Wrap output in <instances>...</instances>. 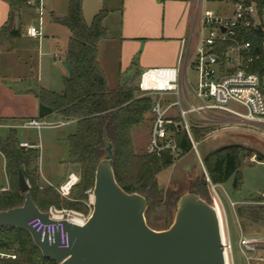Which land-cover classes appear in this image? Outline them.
I'll return each mask as SVG.
<instances>
[{
  "label": "trees",
  "instance_id": "1",
  "mask_svg": "<svg viewBox=\"0 0 264 264\" xmlns=\"http://www.w3.org/2000/svg\"><path fill=\"white\" fill-rule=\"evenodd\" d=\"M13 1L19 6L27 4V0ZM83 1L69 0L67 15L55 17L71 33L66 53L71 72L64 79L63 90L56 92L43 87L35 89L40 103L38 118L54 117L75 122V131L68 135L69 162L79 170L80 180L72 187L70 196L77 186L79 192L68 201L54 186H42L40 148L21 146L17 130L11 128L6 136H0V151L5 157V171L9 180V187L0 189V211L20 206L24 202L25 194L18 185L19 170L23 171L30 185L32 200L41 210L54 205L58 208L69 207L84 211L87 207L85 192L93 188L97 164L106 156L105 147L110 142L114 150L112 165L118 183L126 191L138 192L147 198L146 219L154 228L148 216L155 206L173 207L175 211L181 196H171V189L166 191L160 188L157 178L162 170L173 163V155L166 152L160 158L136 151V131L147 120L152 121V97L137 95L138 86L128 80L113 88L108 85L98 60V43L107 35L103 25L105 12L97 13L91 24H88L83 14ZM255 1L258 4L264 2ZM10 34L17 36L19 32L12 29ZM235 38L251 43L250 54L253 61L250 63V70L259 74L264 93V18L254 26L238 27ZM173 129L180 149L179 154L188 153L193 148L188 133L178 126ZM209 131L210 129H205L204 133L199 134L194 129L193 139L200 138ZM250 151L249 147L241 144H228L207 153L203 157V163L209 180L213 184H223L233 176V187L239 190L242 184L240 166L242 159L249 157ZM208 184L204 179L193 192L206 199L209 196ZM166 197L169 199L164 201ZM263 197L260 196L259 200ZM261 207L264 210V205ZM238 216L243 219L241 209H238ZM0 251L16 255L15 259H0V264H58L42 255L30 233L24 229L0 228Z\"/></svg>",
  "mask_w": 264,
  "mask_h": 264
},
{
  "label": "crops",
  "instance_id": "2",
  "mask_svg": "<svg viewBox=\"0 0 264 264\" xmlns=\"http://www.w3.org/2000/svg\"><path fill=\"white\" fill-rule=\"evenodd\" d=\"M111 1L114 2L115 6H112L114 8L100 9L102 3L99 2V10L94 14L95 16L100 11L105 12L103 25L107 35L98 43V60L110 87H116L120 82L135 77L139 80L141 72L150 67L177 66L192 34L193 47L197 44L201 23L196 0ZM37 4V0H32L31 4L27 0L26 6H19V10L13 14L12 0H0V128L6 129L0 136H6L11 128L16 129L17 133L19 130H30L18 125L26 119L38 118L40 103L35 89L43 87L61 92L64 88V79L71 72V64L66 56L71 33L68 27L55 20V17H64L67 14L60 16L54 11L51 13L49 26L52 32L49 34L43 32L44 13L40 19ZM26 7L37 8L39 11V26L43 32L39 38L26 34L27 28L34 26L33 24L24 26L23 14L26 13L24 11ZM115 11H119L120 20L117 21L118 32L113 35L107 31V21L109 15H114ZM64 26L67 31L64 30ZM12 29L17 30L19 34L12 36L10 34ZM196 84L187 78L185 85L188 95ZM41 119L51 122L63 121L54 117ZM18 137L20 143L23 141L33 143L31 140L20 138L19 135ZM0 155L3 157L5 168V157L1 151ZM75 170L76 167L69 159L66 160L60 170V180L53 184L51 175L45 176L40 169L41 184L57 188L68 179L70 173H76ZM8 187L7 177V183L0 185V189ZM223 207L227 239L232 243L234 235L237 234V246L240 249V236H246L241 229L240 231L237 229L240 227V218L235 210L230 207L227 209L224 204Z\"/></svg>",
  "mask_w": 264,
  "mask_h": 264
},
{
  "label": "built area",
  "instance_id": "3",
  "mask_svg": "<svg viewBox=\"0 0 264 264\" xmlns=\"http://www.w3.org/2000/svg\"><path fill=\"white\" fill-rule=\"evenodd\" d=\"M197 10L200 12V29L197 44L193 47V38L188 40V46L181 53L177 66H157L143 70L137 82L141 96L152 97L151 105V129L146 151L148 154L162 157L164 153L179 154V145L175 136L174 127L185 130L195 146L192 136L191 120L194 114L204 115L209 110L219 109L234 112L228 106L235 102L245 109L244 118L251 123H257L264 119V93L261 89V79L257 72L250 70L253 56L250 54L251 43L247 40H239L236 37L238 27H251L264 18V2L258 4L251 0H196ZM209 1H220L232 5L233 12L223 15L205 6ZM31 4L32 0H28ZM40 19H42L43 6L38 1ZM26 34L30 37L42 36L41 26H29ZM231 42L229 45H224ZM193 67L197 73V84L191 88L195 101L191 100L186 91L187 69ZM175 95L177 100L165 102V97ZM177 106L178 111L171 113V109ZM66 121L51 122L47 119L30 118L20 125L25 129H36L51 126L65 125ZM25 148H35L38 145L23 141L20 143ZM80 180L79 174L72 172L68 179L57 191L69 198L72 187ZM209 180V177H208ZM210 181V180H209ZM216 184H213L215 190ZM89 199L86 201L88 211L57 209L54 206L47 210L52 223H45L40 218H33L28 225L38 231L54 233L59 231L60 248H66L70 244L69 232L65 229L62 220L84 225L93 209V188L88 191ZM213 204L219 209L216 197ZM261 240L258 237L241 235L239 247L247 259L251 256L248 252L255 251ZM225 250L232 249L230 240H225ZM0 258L15 259V254L0 251ZM263 259V258H261Z\"/></svg>",
  "mask_w": 264,
  "mask_h": 264
},
{
  "label": "rangeland",
  "instance_id": "4",
  "mask_svg": "<svg viewBox=\"0 0 264 264\" xmlns=\"http://www.w3.org/2000/svg\"><path fill=\"white\" fill-rule=\"evenodd\" d=\"M13 2V14H15L19 10V5L17 2ZM99 2L102 3L100 9L102 7L109 9L115 6L111 0H84L83 13L85 21L88 24H91L94 14L98 12ZM41 3L44 13L43 32L51 34L52 29L49 26L51 13L54 11L57 15H66L69 0H41ZM206 4V7L223 15H230L233 12L232 5L225 2L212 1ZM23 6H26V4ZM24 11H26L23 14L24 26L32 24L39 26V11L37 8L26 7ZM109 16L107 31L114 35L118 32L117 21L120 20L119 11H115L114 15L111 14ZM64 30L67 31L65 26ZM59 35L61 36L60 32ZM187 78L190 82L196 84L197 73L193 70V67H188ZM129 81L137 85L138 77L131 78ZM137 95L141 96L139 92ZM189 96L191 100L195 101L191 92H189ZM177 99L178 97L175 95H168L165 97V102L169 103ZM228 106L234 112L214 109L209 110L204 115H193V119L190 122L193 131L197 129L199 134L204 133L205 129H210V131L200 138H195V146L188 153L173 155V163L158 174V183L160 188L166 191L171 189V196H174L195 191L198 188V183L206 179L209 183V196L205 197V200L213 204V197H216L222 214L226 238H228V235L223 204L227 209L230 207V209L235 210L237 214L238 209H241L243 219L239 217L240 227H237V229H241L246 236L258 237L261 240L257 244L255 251L248 252V255L251 257L247 259V256L237 246L238 235L235 234L232 241L233 248L229 249L230 264H264V210L261 207L264 205V197L262 200H259L260 196H264V119L257 123L248 122L244 118L246 111L241 105L231 102ZM177 111V106L171 109V113H176ZM75 128L74 122H68L65 125L45 127L40 131L36 129L18 131L20 138L31 140L40 148L39 167L45 176L51 175V182L53 184H57L60 180V170L63 168L64 163H66V160L69 159L68 135L73 133ZM150 129L151 120L149 119L143 127H140L136 131L135 148L137 152L143 153L146 151ZM5 132V128H0V134ZM228 144H241L251 149L248 152L249 157L243 158L240 166L242 184L239 190L234 189V177L232 176L227 182L216 185L214 190L213 183L208 180V173L203 163V157L207 153ZM75 171L79 174L77 168ZM6 183L7 176L4 161L0 155V185ZM90 189H87L85 192L87 200L89 199L90 193L88 191ZM78 192L79 186L75 187L71 196L65 200H71ZM167 199L169 197H166L164 201H167ZM54 207L65 210L73 209L69 207ZM87 210V207H85L84 211ZM175 211L173 207L165 208L162 205H157L148 217L154 229L163 230L172 224ZM251 211L252 213H250Z\"/></svg>",
  "mask_w": 264,
  "mask_h": 264
},
{
  "label": "water",
  "instance_id": "5",
  "mask_svg": "<svg viewBox=\"0 0 264 264\" xmlns=\"http://www.w3.org/2000/svg\"><path fill=\"white\" fill-rule=\"evenodd\" d=\"M96 167L94 204L84 225L62 220L70 244L60 248L59 231L47 233L28 225L33 218L54 222L32 200L22 170L18 185L25 194L22 205L0 211V228L28 231L42 255L58 264H227L222 225L217 207L195 192L182 194L172 224L152 228L146 219L147 198L126 191L112 165L113 145Z\"/></svg>",
  "mask_w": 264,
  "mask_h": 264
},
{
  "label": "bare ground",
  "instance_id": "6",
  "mask_svg": "<svg viewBox=\"0 0 264 264\" xmlns=\"http://www.w3.org/2000/svg\"><path fill=\"white\" fill-rule=\"evenodd\" d=\"M94 198V196H93ZM219 208V207H218ZM218 213L220 215V219H221V225H222V234H223V237L225 240H227L226 238V233H225V230H224V223H223V219H222V214H221V211H220V208L218 209ZM229 249L226 250V261H227V264H230V259H229Z\"/></svg>",
  "mask_w": 264,
  "mask_h": 264
}]
</instances>
